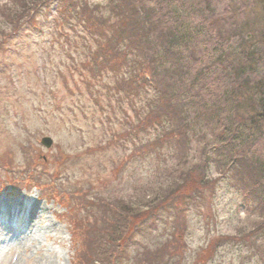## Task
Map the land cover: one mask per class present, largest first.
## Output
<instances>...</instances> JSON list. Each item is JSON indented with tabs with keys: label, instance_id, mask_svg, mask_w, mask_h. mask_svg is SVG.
I'll list each match as a JSON object with an SVG mask.
<instances>
[{
	"label": "rangeland",
	"instance_id": "1",
	"mask_svg": "<svg viewBox=\"0 0 264 264\" xmlns=\"http://www.w3.org/2000/svg\"><path fill=\"white\" fill-rule=\"evenodd\" d=\"M15 1L0 0V7ZM91 1L108 4L107 0ZM242 1L248 4V0H233L235 7H241ZM245 11L252 28L264 33V0H252ZM62 15L53 9L21 37L8 35L6 29V38H0V203L9 208L17 206L16 201L30 203L38 198L49 222L60 229L54 234L60 233L63 242L48 240L39 231L38 243L26 241L30 248L24 252L21 239L30 232L26 230L22 237L13 233L14 222L9 218V228L0 223V264H36L42 253L59 264H77L84 252L95 257L97 235L103 238L100 244L107 255L124 236L120 246L130 253L125 264H264V234L257 231L264 214L260 204L251 201L250 190L236 189L215 163L208 172L211 183L205 188L199 180L191 182L187 174L198 163V149L211 139L209 126L191 115L188 151L177 147L176 141L182 138L176 136L148 150L146 157L130 159L127 132L136 119L137 106L154 101L155 93L148 86L138 99L128 90L108 92L104 85L116 79L99 78L86 66L90 55L83 50H88L84 44L94 49V42L80 25L64 27ZM239 16L237 12L240 24L243 18ZM4 24L0 18V26ZM214 122L210 121V127ZM155 134L151 132L150 138ZM45 136L52 138L50 148L41 143ZM212 152L208 149L209 155ZM174 169L180 176L178 184L203 191L205 203L186 209L178 200L175 222L159 219V211L140 213L145 204L156 206L168 193L174 195L170 179ZM36 182L40 188L30 186ZM73 187L79 188L78 196H72ZM50 206L65 220L58 221ZM84 207L89 216L82 218L77 209ZM107 208L108 215L98 217L96 223L97 209ZM141 228L137 237L141 240L134 239L136 229ZM133 239L140 250L155 248L157 239L169 242L164 248L173 257L164 258L158 248L147 261L129 247ZM34 246L41 250L35 252Z\"/></svg>",
	"mask_w": 264,
	"mask_h": 264
},
{
	"label": "trees",
	"instance_id": "2",
	"mask_svg": "<svg viewBox=\"0 0 264 264\" xmlns=\"http://www.w3.org/2000/svg\"><path fill=\"white\" fill-rule=\"evenodd\" d=\"M204 1L210 11L233 16L228 34L221 35L222 29L217 30L215 23L211 26L202 22L205 18H213L203 14L208 9L203 7ZM107 3L17 0L10 6L0 7V18L5 22L0 26V38H6V29L8 35L21 37L27 27L38 25L40 19L53 9L60 17L63 14L67 29L80 25L95 46L93 49L86 43L88 50L81 47L90 55L86 66L99 78L116 79L111 85H104L108 92L128 90L138 99L140 94H146L144 87L148 86L155 93L154 101L148 100L137 106L136 119L127 132L132 145L130 159L144 158L148 150L174 141L176 136L182 138L176 141L177 147L188 151L192 142L189 117L194 115L209 126L211 139L198 149V163L187 173L190 181L199 180L205 188L211 183L208 172L215 163L236 189L250 190L251 201L258 202L264 214V73L258 72L255 66L257 59L262 57L259 47L264 48V33L254 30L250 19L244 17L247 15L245 7L252 5V0H248V4L242 1L241 7H235L233 0H107ZM189 8L196 10L198 18L188 14ZM237 12L243 18H238L240 24L235 17ZM248 33L251 34L249 39L254 40L245 54ZM196 38L202 40L203 45H196L193 42ZM217 99L227 101L230 108L214 107ZM96 101L99 103L100 98L96 97ZM242 106L248 109L238 112ZM212 120L215 121L213 128L209 125ZM153 131H156L155 137L150 138ZM208 149L213 150L212 154H208ZM172 171L170 179H173L174 195L168 193L156 206L145 204L140 213L159 211V219L166 217L175 222L178 214L175 202L178 200L187 205L186 209L205 203L203 191L186 188L190 184H178L180 176L176 175L175 169ZM176 183L186 189L181 191ZM108 210L97 209L96 223L98 217L108 215ZM78 215L88 217L89 211L80 209ZM261 219L259 235L264 234V218ZM141 231L142 228L136 229L133 238L141 240L137 238ZM120 237L122 240L124 236ZM134 239L129 247L138 250V255L146 257L147 261L148 255H156L158 248L164 258L173 257L164 248L169 242L157 239L155 248L147 246L148 250H140ZM101 240L103 238L97 235L95 257L89 258L84 252L85 257L82 256L77 264H125L129 260L130 253L120 246L121 240L114 243L115 249L109 255L100 244Z\"/></svg>",
	"mask_w": 264,
	"mask_h": 264
},
{
	"label": "bare ground",
	"instance_id": "3",
	"mask_svg": "<svg viewBox=\"0 0 264 264\" xmlns=\"http://www.w3.org/2000/svg\"><path fill=\"white\" fill-rule=\"evenodd\" d=\"M204 3L205 4L203 5V7L204 8L207 7L208 9H206L205 13H203V14L206 16H213V18H211V17L205 18L202 20V22L205 23L206 25H211V26H213L215 23L217 25V30L222 29L221 35L228 34L229 28L233 25V21H231V19H233V16L230 14L223 16L222 14H217L213 11H210L211 8H209L207 6L206 1H204ZM187 12H188V14H190V16L197 17L196 10L189 8V10ZM226 19H228L227 22H226ZM223 26H225V29L223 28ZM195 40L193 42L196 45H198V46L203 45L202 40H199L197 38ZM252 41H253V38H251V40L249 39V41L247 39V42L245 43V46L246 45L247 46L245 47V49L243 51L245 54L247 53L248 46L251 44ZM259 49H260V51H262V53H261L262 57H259L260 59H257L255 66H257L258 72L260 71V72L264 73V48L259 47ZM217 100H218V102L215 104L214 107H221V108H228V109L230 108L227 101H225L223 99H221V100L217 99ZM242 107L238 108L237 111L241 112L242 109H244V107L243 108ZM245 109H248V107H245ZM40 171L44 172L43 170H40ZM44 173H46V172H44ZM70 191L72 193V196H74V197L78 196L79 192H80L79 188H77V187H73ZM19 201H20V203H19ZM19 201H16L17 206L12 207V205H10L9 208H5L0 203V213L2 212V210H4L3 213L6 216V217L4 216L5 218H7L8 220L11 219L13 221H18L19 224L25 225L27 230L29 232H31L30 236L27 235L26 237L21 239L23 241V243L25 244V246L23 247L24 252H27L30 248L29 245L26 246V241L29 242V244H30V242L32 244H35V245L38 243L37 234L39 231L42 232V234L45 235L46 239H48V240H51L55 243H62L63 242V240L61 239L60 233H59V235L54 234V233H58V231L60 232V229H58L57 225L54 224L53 222H49L48 216L44 212V209L40 206V202H39L38 198L36 200L32 199L30 201V203L29 202L24 203L21 200H19ZM19 206H20V208H19ZM3 207H4V209H3ZM48 209L51 210L55 214V217L57 218L58 221L62 222L65 220L62 216L57 214L56 210L52 206L48 207ZM7 228H9V224H8ZM15 234H17V233H15ZM40 250L41 249H38L37 246H34L35 252L36 251L39 252ZM17 259H18V257H17ZM39 259H40V262L38 263V261H37L36 264H59L56 258H52L51 255H48L46 257L44 255V253L41 254Z\"/></svg>",
	"mask_w": 264,
	"mask_h": 264
},
{
	"label": "water",
	"instance_id": "4",
	"mask_svg": "<svg viewBox=\"0 0 264 264\" xmlns=\"http://www.w3.org/2000/svg\"><path fill=\"white\" fill-rule=\"evenodd\" d=\"M42 144H44L47 147H50L52 145V140L50 137H45L42 139Z\"/></svg>",
	"mask_w": 264,
	"mask_h": 264
}]
</instances>
